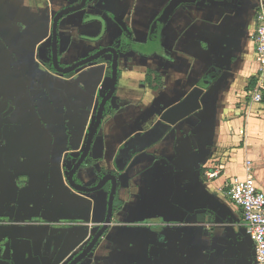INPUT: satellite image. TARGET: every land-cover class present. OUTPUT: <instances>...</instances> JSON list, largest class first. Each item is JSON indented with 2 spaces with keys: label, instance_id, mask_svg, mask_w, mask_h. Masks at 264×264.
<instances>
[{
  "label": "crops",
  "instance_id": "1",
  "mask_svg": "<svg viewBox=\"0 0 264 264\" xmlns=\"http://www.w3.org/2000/svg\"><path fill=\"white\" fill-rule=\"evenodd\" d=\"M77 2L0 0L4 264H67L106 217L110 182L91 193L67 182L111 80L109 53L67 74L52 66L53 19ZM261 5L264 0H91L62 17L61 67L105 47L119 54L116 92L74 175L91 186L113 174L114 209L101 240L77 264H254L242 210L227 192L235 177H245L246 161L264 192V68L252 39ZM165 8L169 16L150 42ZM112 16L149 50L122 48ZM196 88L197 109L115 170L120 146ZM255 89L259 102L252 101Z\"/></svg>",
  "mask_w": 264,
  "mask_h": 264
},
{
  "label": "water",
  "instance_id": "2",
  "mask_svg": "<svg viewBox=\"0 0 264 264\" xmlns=\"http://www.w3.org/2000/svg\"><path fill=\"white\" fill-rule=\"evenodd\" d=\"M68 1V0H66ZM91 0H78L77 4H67V6L63 7L61 10L57 11L55 17L53 19L52 24V33H51V61L53 68L62 74H67L73 72L78 67L85 65L87 63H91L97 59H99L102 55L109 53L111 54V80L110 84L107 88L106 93L100 99L97 108H96V117L91 126L89 134L87 136L85 148L83 152L80 154L78 160L75 164L69 169L67 174V182L72 187L81 192L91 193L97 192L104 188L107 182H110V190L108 193V202H107V213L104 219V222L101 228L96 232L87 246L75 257H73L67 264H77L82 261L92 250L98 241L101 240L103 233L107 229L108 224L111 222L112 213L114 209V197L116 194V178L113 174H103L101 178L91 186L84 185L82 183H78L74 179V175L78 168L84 163L88 151L91 147V143L95 136L97 129L99 128L101 121L103 119L105 107L114 97L116 92L117 80H118V59L119 54L117 50L113 47H105L96 53L83 58L67 67H61L59 64L58 57V25L62 20V17L77 11H82L86 8L87 3ZM165 8L162 10L160 15L155 19L151 26L149 40L153 41L155 38L160 36V28L163 25L164 19L169 16L170 9ZM112 19L117 23L119 28L121 29V35L124 38V43L131 47L133 50H137L139 52H147L149 50V43L143 44L141 42L135 41L133 37V32L130 29L129 25L122 19L118 17L112 16ZM44 50L45 48L42 47ZM213 71V70H212ZM207 78H204V85L201 88H206ZM201 89L196 88L189 93L187 97H185L182 101L170 106L166 110H164L160 119L148 130L143 132H137L133 134L130 138H128L118 149L115 158H114V169L121 172L123 171L130 160L140 151L148 148L149 146L158 142L163 136L169 131L170 127L174 125L179 119L188 114L189 112L197 109V105L195 103L196 98H198ZM5 261L0 260V264H4Z\"/></svg>",
  "mask_w": 264,
  "mask_h": 264
},
{
  "label": "built area",
  "instance_id": "3",
  "mask_svg": "<svg viewBox=\"0 0 264 264\" xmlns=\"http://www.w3.org/2000/svg\"><path fill=\"white\" fill-rule=\"evenodd\" d=\"M256 28L252 39L255 43L256 59L259 69L264 68V5H261L256 12ZM262 99L260 89H255L252 94V101L259 102ZM250 162H245L244 178L235 177L227 192L229 198L241 208L245 232L254 245V264H264V192L255 185L250 173ZM216 172L209 173L212 178Z\"/></svg>",
  "mask_w": 264,
  "mask_h": 264
},
{
  "label": "trees",
  "instance_id": "4",
  "mask_svg": "<svg viewBox=\"0 0 264 264\" xmlns=\"http://www.w3.org/2000/svg\"><path fill=\"white\" fill-rule=\"evenodd\" d=\"M122 48H124L126 45L121 41Z\"/></svg>",
  "mask_w": 264,
  "mask_h": 264
},
{
  "label": "flooded vegetation",
  "instance_id": "5",
  "mask_svg": "<svg viewBox=\"0 0 264 264\" xmlns=\"http://www.w3.org/2000/svg\"><path fill=\"white\" fill-rule=\"evenodd\" d=\"M124 43V42H123ZM125 44V43H124ZM126 45V44H125ZM128 46V45H127ZM128 47H130V46H128ZM79 68V67H78Z\"/></svg>",
  "mask_w": 264,
  "mask_h": 264
}]
</instances>
